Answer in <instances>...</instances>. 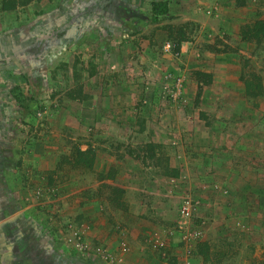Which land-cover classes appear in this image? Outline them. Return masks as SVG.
I'll list each match as a JSON object with an SVG mask.
<instances>
[{
  "label": "rangeland",
  "instance_id": "obj_1",
  "mask_svg": "<svg viewBox=\"0 0 264 264\" xmlns=\"http://www.w3.org/2000/svg\"><path fill=\"white\" fill-rule=\"evenodd\" d=\"M158 1L168 2L170 12L151 23ZM197 2L0 0V264H264V244L243 242L247 232L236 222L215 219L221 212L210 201L221 197L218 177L185 171L186 156L193 165L200 160L189 153L188 138L233 133L237 111L228 106L239 101L220 89L234 85H215L214 74L203 72L215 69L217 55L241 60L253 117L264 119V0L238 1L253 9L239 38L235 27L221 28L220 0ZM240 41L253 44L254 58L240 52ZM93 117L99 127L88 123ZM115 124L121 128L113 133ZM117 134L126 140H115ZM146 135L153 142H144ZM108 140L114 153L123 145L152 168L139 171L150 174L145 179L166 177L159 182L166 217L151 208L158 195L137 192L135 208L118 185L91 187L96 153ZM47 147L59 163L41 171L31 159ZM79 149L93 159L90 166L76 163ZM217 158L210 161L219 168L235 162ZM246 172L235 181L246 202L259 203L264 189L250 191L264 185V175ZM91 200L99 201L98 218L88 213ZM185 200L195 205L192 219L181 214ZM101 216L108 235L100 233ZM135 223L145 233L138 235ZM203 227L219 235H185Z\"/></svg>",
  "mask_w": 264,
  "mask_h": 264
},
{
  "label": "crops",
  "instance_id": "obj_2",
  "mask_svg": "<svg viewBox=\"0 0 264 264\" xmlns=\"http://www.w3.org/2000/svg\"><path fill=\"white\" fill-rule=\"evenodd\" d=\"M206 3V1L212 0H196V2ZM222 3L221 8V28H225L226 30H232L233 27L235 31V37L239 38L241 27L247 23L252 22V12L251 6L248 4L245 7L238 2L239 0H220ZM164 2V1H163ZM197 2V3H198ZM228 2L227 6H223V3ZM238 2V3H237ZM168 3V2H167ZM169 4V3H168ZM170 7V5H169ZM250 15V18L248 17ZM198 22H201L200 19H192ZM254 22V21H253ZM237 26V27H236ZM240 52L248 55L250 58H254V46L252 43L242 42L240 41ZM183 51L185 52V45L183 46ZM219 54L217 55V59L215 60V69L214 70H206L203 69V72H211L213 73L214 84L217 82L220 84L223 80H231L233 85L232 87H223L221 90L222 94L231 95L235 97V100L239 102L236 104H232L228 106V108L235 109L237 111V116L235 119L231 121V127L233 129V133L230 137L223 136L222 130H217V132L211 133V138L206 137V139H202V137L197 136L193 137V140L188 138L187 141L191 143L190 149H194L192 152L194 153L195 158L200 157V160L195 165L192 158L187 159L185 157V171L187 173L195 170V175L197 173L206 172L208 175V179L210 181H214L212 177L215 175L218 177L214 181L215 183H219L221 189V197H212L210 201V205L216 208L215 211H220V215H216L215 219L225 220L229 219L236 222V225L239 228H243V231H246L247 238L243 240V242H247L249 245L260 247V243L264 244V197L260 200L261 202H246V198L244 199L246 192L244 187L241 184L235 181V177L237 175L246 174V170L251 169L255 172L261 173L264 175V119H255L253 117V111L255 109V105L248 103L247 95H249V89L245 82H243V64L238 57L233 55ZM254 64V61H250V64ZM221 85V84H220ZM264 94V90L262 91ZM260 110L264 113V104L261 103ZM222 113V110H219ZM180 115V114H178ZM222 115V114H221ZM220 115V116H221ZM264 114H262L263 117ZM219 116V117H220ZM223 117V115H222ZM101 119L92 118L88 123L91 124V127H99ZM104 121V120H103ZM180 122V121H178ZM224 121L217 120L214 122L215 127L223 126ZM117 126H110L111 130L114 132L120 131V124H115ZM190 126V125H189ZM188 126V127H189ZM102 131L105 130V125H102ZM93 129V128H92ZM112 133V134H113ZM103 134V132H102ZM122 135V136H120ZM115 136V140H119L120 142H124L126 139L123 138V134L112 135ZM146 141L144 142H153L154 137L150 135H146ZM136 138H132L131 143L136 145L134 142ZM109 141V140H108ZM155 142V141H154ZM194 143V145H193ZM109 144L112 142H108L102 144L101 151L96 153L95 161L93 164V171H91L90 175L93 178V184L91 187L93 189H97L102 184H114L118 185L120 188H124L129 195V198L132 197V201H129L133 206L139 204L138 194L137 192H146L148 194L158 195L155 196L152 201H155V204L152 205L151 208H154L156 211V215H164L167 216V210L170 209L166 202L161 201V190L162 184H159L161 179H166L163 175L158 176L156 173L154 174L155 180L145 179L149 178L148 173H145L144 176L139 174V171L145 169L144 165L136 162L130 155L131 152L127 153L123 149V145L120 148H117V153H114ZM118 144H116L117 146ZM186 148V147H185ZM186 150H188L186 148ZM119 153V154H118ZM218 157L221 160H233L235 162L230 165L229 163H221V168L213 165L211 163L210 158ZM217 158V159H218ZM35 162L41 171L46 170H55L58 166L59 160L54 154L52 147H47L41 153H37L33 155L32 159ZM206 161V162H204ZM209 161V162H208ZM191 166V169L189 168ZM151 169L152 168H146ZM145 169V170H146ZM99 174L102 176L101 180L95 179V175ZM213 174V175H212ZM192 175V174H191ZM190 175V176H191ZM231 175H234V178H230ZM157 177H160L159 179ZM203 177V176H201ZM199 177L197 178V180ZM141 180H145L141 183ZM155 181L156 185H151L150 183ZM78 186L81 184L80 181H77ZM263 188V186H256L253 190ZM262 189V190H263ZM185 192V191H183ZM98 200H91L90 211L89 214L92 217H99V214H95V208L98 206ZM101 203V202H100ZM135 204V205H134ZM137 206H135L136 208ZM255 208L257 213L249 212L250 209ZM228 210V212H226ZM228 213V215L224 216L223 214ZM154 214V213H153ZM103 216V215H102ZM99 220V223L102 229L100 230L101 235H108V223L106 222V218L102 217ZM158 218V217H157ZM206 224V223H205ZM99 225V224H98ZM135 227L140 229L141 232L145 233L146 228L141 227L139 223H135ZM202 231V235H219L216 232L212 233L208 231L205 227L203 229H199ZM135 232V229L133 230ZM236 235V234H235ZM238 235V234H237ZM239 241V239H238Z\"/></svg>",
  "mask_w": 264,
  "mask_h": 264
},
{
  "label": "trees",
  "instance_id": "obj_3",
  "mask_svg": "<svg viewBox=\"0 0 264 264\" xmlns=\"http://www.w3.org/2000/svg\"><path fill=\"white\" fill-rule=\"evenodd\" d=\"M169 12H170V7L167 2H163V1L154 2L152 3L151 6V12H150L151 17L149 21L151 23H157L159 22L161 17L168 15ZM74 157L76 159V163H78L79 165L88 167L93 162V159L91 160L89 159L88 152H84L80 149L74 152Z\"/></svg>",
  "mask_w": 264,
  "mask_h": 264
},
{
  "label": "built area",
  "instance_id": "obj_4",
  "mask_svg": "<svg viewBox=\"0 0 264 264\" xmlns=\"http://www.w3.org/2000/svg\"><path fill=\"white\" fill-rule=\"evenodd\" d=\"M166 49L170 50L171 44H168L166 46ZM194 213H195V205H193V202H191L190 200H185V203L181 211L182 216L185 219H192V217L194 216ZM160 235H164V234H160ZM185 235H188V238L190 240H196L199 235H202V231L199 229H196V230L186 232Z\"/></svg>",
  "mask_w": 264,
  "mask_h": 264
}]
</instances>
